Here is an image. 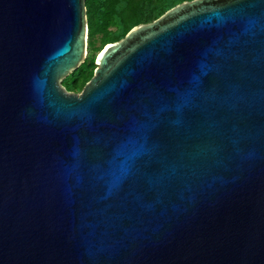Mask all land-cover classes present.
<instances>
[{"label":"water","instance_id":"water-1","mask_svg":"<svg viewBox=\"0 0 264 264\" xmlns=\"http://www.w3.org/2000/svg\"><path fill=\"white\" fill-rule=\"evenodd\" d=\"M85 0H0V264H264V0L184 1L106 44Z\"/></svg>","mask_w":264,"mask_h":264},{"label":"rangeland","instance_id":"rangeland-1","mask_svg":"<svg viewBox=\"0 0 264 264\" xmlns=\"http://www.w3.org/2000/svg\"><path fill=\"white\" fill-rule=\"evenodd\" d=\"M184 1L190 0H85L89 24L85 58L77 70L62 80V86L69 92L80 93L93 76L97 58L106 44L119 41L132 27L152 22ZM101 12L108 15L109 24L104 29L99 21ZM73 83L76 88L70 86Z\"/></svg>","mask_w":264,"mask_h":264},{"label":"trees","instance_id":"trees-1","mask_svg":"<svg viewBox=\"0 0 264 264\" xmlns=\"http://www.w3.org/2000/svg\"><path fill=\"white\" fill-rule=\"evenodd\" d=\"M99 21L103 24V29L108 27V15L106 12H101L100 15H99ZM71 87L73 88H76L77 87V84L76 83H73L70 85ZM69 86V87H70Z\"/></svg>","mask_w":264,"mask_h":264},{"label":"bare ground","instance_id":"bare-ground-1","mask_svg":"<svg viewBox=\"0 0 264 264\" xmlns=\"http://www.w3.org/2000/svg\"><path fill=\"white\" fill-rule=\"evenodd\" d=\"M99 56H100V54H99ZM99 56H98V57H99Z\"/></svg>","mask_w":264,"mask_h":264}]
</instances>
